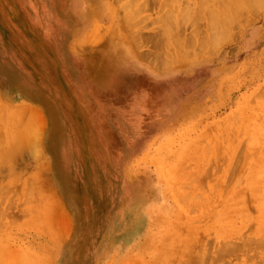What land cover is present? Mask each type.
Returning a JSON list of instances; mask_svg holds the SVG:
<instances>
[{
	"label": "rangeland",
	"instance_id": "374dc122",
	"mask_svg": "<svg viewBox=\"0 0 264 264\" xmlns=\"http://www.w3.org/2000/svg\"><path fill=\"white\" fill-rule=\"evenodd\" d=\"M12 1L0 0V119L13 124L0 125V183L27 173L17 182L36 190L1 195L0 264H219L226 243L244 251L231 264H264V0L217 45L211 0L127 1L125 39L114 10L128 4L52 0L32 47L12 36L25 30ZM101 54L116 68L98 80Z\"/></svg>",
	"mask_w": 264,
	"mask_h": 264
},
{
	"label": "bare ground",
	"instance_id": "6f19581e",
	"mask_svg": "<svg viewBox=\"0 0 264 264\" xmlns=\"http://www.w3.org/2000/svg\"><path fill=\"white\" fill-rule=\"evenodd\" d=\"M5 1H7V0H5ZM9 1V0H8ZM15 1V0H14ZM14 1H12V2H14ZM20 1V3H21V5L20 6H22V7H20V6H18L19 8V11H20V13H22V14H24V22H25V30L24 31H22V30H19V31H16L17 33H13L12 34V36L14 37V38H16L17 40H18V42H20L21 43V45L22 46H27V47H32L33 46V44H34V42H33V40L31 39L32 37H33V35L34 34H39V30H40V28H41V26H42V22H43V20H44V15H45V10H46V8H48V7H55L54 5H53V1L52 0H19ZM58 1H60V2H58V6L57 7H55V8H58V7H60V6H62L66 1L65 0H58ZM120 1H122V2H124V3H121L122 5H124V4H128V3H126L127 1H129V3H131V1L132 2H136V0H126V1H123V0H120ZM119 1V2H120ZM139 1V0H138ZM161 1V0H160ZM164 1V0H163ZM163 1H161V2H163ZM174 1V0H173ZM172 1V2H173ZM187 1H189V0H187ZM204 0H202V2H203ZM214 1V0H213ZM212 0L211 1H205L206 3L205 4H207V3H211V5L212 6H209V5H207V6H205L204 4V6L206 7V9L208 10V14H209V16L211 15V17H212V19H211V21H210V18H209V20H208V22L210 21V28H211V30H210V28L209 27H207V28H209V30L207 31V28L206 27H202V28H206V31H207V34H204L205 35V37L208 39V34H209V32L211 33V35H210V39H211V36L213 37L212 39V41H214L215 39L214 38H221V39H219V40H221V41H224V40H222V38H224V36L227 34V31H228V28H229V26H230V23L233 21L232 19H234V17H236L237 15H239V14H241L243 11H252V10H254V8H257V6L259 5V3H260V1L261 0H215L214 2H216V3H214ZM263 1V0H262ZM17 2V1H16ZM118 2V1H117ZM118 2V3H119ZM141 2V1H140ZM164 2H166V1H164ZM7 3V2H6ZM168 3H170V0H169V2ZM204 3V2H203ZM11 4V3H10ZM9 4V13H10V11L11 12H13V14L12 15H16V14H14V13H16L15 11H16V8H14L13 6H11ZM31 5V7L30 8H28V6L27 5ZM134 4V3H133ZM139 4L140 3H138L137 5H138V7H139ZM163 4V3H162ZM161 4V5H162ZM171 4V3H170ZM174 4V3H173ZM175 4H176V2H175ZM177 4H178V2H177ZM188 5H189V3H187ZM186 4V5H187ZM198 5L200 4V3H197ZM196 4V5H197ZM215 4H216V6H217V10H218V12H219V14H216L215 12H212V13H210V11L211 10H213L212 8H214V6H215ZM16 5H17V3H16ZM131 5L132 4H128V5H125V7H123L122 6V8L120 7V10H118L119 9V7H118V12L116 13V10H114L115 11V15L118 17V18H120L119 19V21L120 22H123V23H121V25H119V24H115L114 26H116L117 27V31H116V36L117 37H119V38H122V39H125V36H126V34L130 31V29H129V24L131 23L130 21H129V19L131 18L132 19V15H135V14H138L137 12H136V8H137V6H135L134 5V8L135 9H133L132 7H131ZM163 5H165V4H163ZM167 5H169V4H167ZM181 5V4H180ZM186 5H185V7H186ZM195 5V6H196ZM120 6V5H119ZM190 6V5H189ZM189 6H187V8H189ZM192 6V5H191ZM202 6V5H201ZM215 6V7H216ZM170 8H171V6H169ZM168 7V8H169ZM175 7L177 8L178 7V5L176 6L175 5ZM183 6H181V7H178V8H181V9H179L180 11L181 10H183V11H185L186 12V8L185 7H183ZM198 8H199V6H197ZM208 7H211L210 9L208 8ZM166 8V12H167V14H168V11L167 10H169V11H171L170 10V8L168 9L167 7H165ZM165 8H164V10H161V11H163V15H165ZM184 8H185V10H184ZM196 8V7H195ZM201 8V7H200ZM204 8V7H203ZM263 8V7H262ZM139 9V8H138ZM138 9H137V11H138ZM163 9V8H162ZM216 9H214L215 11H217ZM133 10H135V13L133 14ZM173 10V9H172ZM174 10H175V8H174ZM173 10V14H171V12L167 15V16H164L166 19H165V26H163V28L160 26V30H161V28L162 29H165L164 31H166L165 33L167 34V33H171L172 32V30L174 29L173 28V26H174V23H172L171 22V20L172 21H174V22H177V19L175 18V16H174V11ZM188 10V9H187ZM192 10H194V8L192 9ZM192 10H189V11H192ZM199 10H201V9H199ZM204 9H202L201 11H203ZM213 10V11H214ZM139 11H140V9H139ZM179 11V12H180ZM188 11V12H189ZM196 11V10H195ZM184 12V14H188V12L187 13H185ZM140 13V12H139ZM190 13L191 12H189V15H190ZM195 13V12H194ZM198 14H200L199 12H197ZM202 13H204V11L202 12ZM253 13V12H252ZM177 14H178V10H177ZM197 14V16H198V18H199V15ZM205 14H206V11H205ZM204 14V15H205ZM243 14H244V12H243ZM242 14V15H243ZM249 14V13H248ZM247 14V15H248ZM180 15H181V18H186V20H188L187 19V17H182L183 15L180 13ZM194 15V14H193ZM192 15V16H193ZM201 15V14H200ZM242 15H240V16H242ZM250 15H251V12H250ZM136 16V15H135ZM196 16V17H197ZM202 16V15H201ZM206 17L208 16V15H205ZM115 17V16H114ZM177 17V16H176ZM180 17V16H179ZM190 17V16H189ZM188 17V18H189ZM204 17V16H203ZM238 17V16H237ZM237 17L235 18V19H237ZM15 18V17H14ZM13 18V19H14ZM178 18V17H177ZM192 18V17H191ZM195 18V17H194ZM197 18V19H198ZM16 19V18H15ZM136 19H137V17H136ZM202 19V18H201ZM205 19H207V18H205ZM189 20H191V19H189ZM188 20V21H189ZM230 20H232L231 22H230ZM16 21V20H15ZM21 21V20H20ZM135 21V20H134ZM179 21V20H178ZM199 21V19L197 20V22ZM201 21V20H200ZM204 21V20H203ZM17 22V21H16ZM19 22V21H18ZM128 22H130V23H128ZM181 22H183V21H181ZM186 22V21H185ZM192 22H193V20H192ZM194 22H195V19H194ZM161 23V22H160ZM199 23V22H198ZM207 23V22H206ZM135 24H136V21H135ZM162 24V23H161ZM183 24V23H182ZM119 25V26H118ZM131 25L133 26V23L132 24H130V27H131ZM176 25V24H175ZM180 25H181V23H180ZM113 26V30L111 29V31L112 32H114L115 31V27ZM134 27V26H133ZM165 27V28H164ZM175 29H177L176 27H175ZM197 29V28H196ZM195 29V31H197ZM227 30V31H226ZM174 31L175 30H173V36L175 37V35H174ZM198 31H199V29H198ZM161 32V31H160ZM179 31H177V33H178ZM200 32V31H199ZM203 32V31H202ZM162 33V32H161ZM160 33V34H161ZM177 33H176V35H177ZM204 33H206V32H204ZM226 33V34H225ZM114 34V33H113ZM163 34V33H162ZM223 34H225V35H223ZM128 35V34H127ZM204 35H203V37H204ZM220 37H219V36ZM222 35H223V37H222ZM164 36H166L165 34H164ZM168 36H171V34L170 35H168ZM168 36H167V38H168ZM194 36H195V34H194ZM193 36V37H194ZM200 37H201V34L199 35ZM127 37V36H126ZM160 37V36H159ZM161 37H163V35L161 36ZM172 37V36H171ZM197 37V36H196ZM199 37V38H200ZM167 38H166V41H168L167 40ZM177 38V37H176ZM175 38V39H176ZM195 38V37H194ZM202 38V37H201ZM217 38V39H218ZM226 38V37H225ZM100 39V38H99ZM108 39V38H107ZM131 39V38H130ZM164 39H165V37H164ZM174 39V38H173ZM173 39H171V41L173 40ZM181 39V38H180ZM179 39V40H180ZM187 39V38H186ZM189 39V38H188ZM191 39V38H190ZM198 39V38H197ZM196 39V40H197ZM205 39V38H204ZM101 40V39H100ZM110 38H109V43H111L110 42ZM160 40V39H159ZM162 40V39H161ZM201 40H203V39H201ZM112 41V40H111ZM198 41H199V39H198ZM207 41H209V40H207ZM206 41V42H207ZM211 41V40H210ZM209 41V44L211 43H213L212 41L210 42ZM217 40H215L214 41V43L216 42ZM220 41V42H221ZM160 42V41H159ZM170 41H168V43H169ZM173 42V41H172ZM176 42V41H175ZM174 42V43H175ZM187 42V41H186ZM185 42V43H186ZM197 42V41H196ZM195 42V43H196ZM202 42V41H201ZM206 42H203V45H205L206 46ZM220 42H217L218 44H220ZM166 43V42H165ZM164 43V44H165ZM181 43H183L184 44V42H181ZM192 42H189V44H191ZM205 43V44H204ZM212 44V45H217L216 43L215 44ZM161 44V43H160ZM162 44H163V42H162ZM161 44V46H163ZM176 44V43H175ZM178 44V43H177ZM176 44V45H177ZM183 44H181V45H183ZM187 44V43H186ZM193 44V43H192ZM197 44V43H196ZM167 45V44H166ZM185 45V44H184ZM183 45V46H184ZM194 45V44H193ZM199 45V44H198ZM160 46V45H159ZM168 46V45H167ZM166 46V47H167ZM172 46V45H171ZM170 46V47H171ZM191 46V45H190ZM210 46V45H209ZM169 47V46H168ZM167 47V48H168ZM175 47V46H174ZM192 47V46H191ZM201 47V46H200ZM204 47V46H203ZM165 47L163 46V50H165L164 49ZM180 48V47H179ZM211 47H209V49H210ZM169 49V48H168ZM168 49H167V52H168ZM173 49V48H172ZM182 49H183V47H182ZM184 49H186V48H184ZM189 49V48H188ZM201 49V48H200ZM206 49V48H205ZM171 50V49H170ZM170 50H169V52H170ZM175 51V50H174ZM203 51V50H202ZM200 52V51H199ZM198 52V53H199ZM206 52H209V50L208 51H206ZM172 53L174 54V52L172 51ZM181 53V52H180ZM188 53V52H187ZM166 55H167V53H165ZM170 54V53H169ZM168 54V55H169ZM182 54V53H181ZM185 54V53H184ZM184 54H183V57H184ZM102 55V57H100L97 61H96V63L97 62H101V63H103V62H105V63H103V64H100V65H98V63H97V66L99 67V71H98V73H96L94 76H93V78H95L96 77V79H98V80H102L103 78H105V76L107 75V73L109 74L110 72H107V71H104V70H107V69H112V71H113V69H115L116 68V66L114 67V65L112 66V61L113 60H116V57H114V56H107V54H101ZM166 55H165V57H166ZM178 55V54H177ZM186 55V54H185ZM177 57H179V55L177 56ZM181 57V56H180ZM183 57H182V59H183ZM186 57H187V55H186ZM188 58V57H187ZM88 60H90L91 61V57L90 58H88L87 57V62H88ZM178 60H180V59H178ZM91 63V62H90ZM89 63V64H90ZM107 65H109V66H107ZM103 66V67H102ZM108 67H110V68H108ZM100 69H102V71H100ZM2 102V101H1ZM2 107V106H1ZM0 107V108H1ZM10 107V106H9ZM8 107V108H9ZM7 107L5 106V109H6ZM6 109V110H9V112H7L8 113V116H9V114L11 113L10 112V110H11V107H10V109ZM13 110V109H12ZM14 111V110H13ZM12 111V112H13ZM80 114V113H79ZM82 115V114H81ZM84 116V115H83ZM10 117H12V113H11V115H10ZM8 118V117H7ZM6 120H8V119H6ZM10 120V119H9ZM97 121V120H96ZM3 122H5L4 121V119L3 120H1L0 119V125L2 124V126L1 127H4L5 128V131H7L6 133H8L9 131H10V129H8L10 126V128H11V131H12V126H13V124L12 125H10L11 124V120L10 121H7V122H5L4 124V126H3ZM8 122H10V124H8ZM6 124L7 125H9V127L7 128L6 127ZM29 127H30V125H28ZM1 127H0V129H1ZM97 127V126H96ZM96 127H94V130L96 131L95 133H96V135L97 134H99L100 133V130L98 131V129L96 128ZM4 128H3V130L1 129V131H0V140L1 141H6V139H7V137H6V135H5V131H4ZM6 129H8V130H6ZM24 130L26 129V128H23ZM22 129V130H23ZM23 130V132L21 131V132H19L18 134L20 135V134H22V133H25V132H29V128H28V130L26 129L25 131ZM10 131V132H11ZM29 133H32V132H29ZM18 134H16L15 136L18 138ZM11 135V134H10ZM18 135V136H17ZM24 135H26V133L25 134H23L22 136L23 137H26V136H24ZM30 137V136H29ZM9 138V137H8ZM92 138H94V137H92ZM61 143H63V142H61ZM88 143H94V139H92L91 140V142H90V140H89V142ZM13 144V143H12ZM25 144V143H24ZM7 145H9V143H8V141H7V143L5 142H0V160H2L3 158H2V152H1V148H4V146L6 147V148H4V150L5 149H7ZM88 146H90V145H88ZM9 148H11V147H9ZM12 149V148H11ZM6 151H8V149L6 150ZM10 151V150H9ZM69 151V150H68ZM4 153V152H3ZM7 153V155H6V157L8 156V152H6ZM11 157H13V155L11 156ZM4 158H5V156H4ZM6 159V158H5ZM7 160V159H6ZM8 160H10L9 159V156H8ZM9 162V161H8ZM2 163H3V161H2ZM3 164H5V163H3ZM3 164H1V161H0V166L2 165L3 166ZM7 164V163H6ZM9 165V164H8ZM5 166V165H4ZM44 168V167H43ZM9 171V170H8ZM7 171V172H8ZM17 172V171H16ZM36 172V171H35ZM35 172H34V174H35ZM37 172H38V170H37ZM37 172H36V174H37ZM32 173V172H31ZM39 173V172H38ZM19 174V173H18ZM33 174V175H34ZM35 174V175H36ZM40 174V173H39ZM3 175V174H2ZM20 175V174H19ZM25 175H27V173L25 174ZM25 175H23L22 177H24ZM37 176V175H36ZM1 177H3V176H1ZM13 176H12V174L9 172V174L5 177V178H7V180L8 181H6L7 183H3V182H1L0 183V199H2V197H1V195L4 197L5 195H7L8 193H10L11 191H13V192H15V191H17V190H21V193H22V191H25V192H27L28 190H33V189H35L36 190V188H34V186H32V187H30V186H26L25 184L23 185L22 183L24 182H22V183H19V182H17V181H21V178L19 179V180H16V181H14V182H12V180L13 179H11ZM38 178L40 177L39 175L37 176ZM16 178V177H15ZM14 178V179H15ZM18 178H19V176H18ZM30 178H32V177H30L29 176V178H28V176H27V179H30ZM2 179V178H1ZM0 179V180H1ZM24 178H22V180H23ZM25 179H26V177H25ZM34 179H36V178H34ZM2 181V180H1ZM36 181V180H35ZM27 182V181H26ZM28 183V182H27ZM29 183H30V181H29ZM4 184V185H3ZM34 184H36V183H34ZM29 185V184H28ZM37 185V184H36ZM40 185V184H39ZM26 186V187H25ZM36 187V186H35ZM39 187V186H38ZM40 188V187H39ZM43 188V187H42ZM42 188H41V190H42ZM16 189V190H15ZM44 189V188H43ZM15 190V191H14ZM37 190H38V188H37ZM40 190V189H39ZM40 190V191H41ZM196 190V189H195ZM44 191V190H43ZM38 192V191H37ZM12 193V192H11ZM16 194V193H15ZM19 194V193H18ZM39 194H40V192H39ZM49 194V193H48ZM48 194H46V196L48 195ZM10 195V194H9ZM14 194H12V196H13ZM28 195V194H27ZM37 195V194H36ZM19 196H21V195H19ZM23 196V195H22ZM40 196V195H39ZM5 197H7V196H5ZM37 197V196H36ZM8 198V197H7ZM12 198V197H11ZM6 199V198H5ZM10 199V198H9ZM24 199V198H23ZM41 199V198H40ZM38 200V199H37ZM6 201H8L7 199H6ZM5 201V202H6ZM41 201V200H40ZM0 202H1V200H0ZM4 202V200H3V203H5ZM14 203H15V200L13 201ZM12 202V203H13ZM39 202V201H38ZM11 203V202H10ZM1 204H2V202H1ZM3 205V204H2ZM1 205V206H2ZM6 205H7V202H6ZM32 205V204H31ZM12 206V205H11ZM133 206V205H132ZM34 207V206H33ZM31 208V207H30ZM135 209V208H134ZM34 210V209H33ZM135 210H137V209H135ZM28 211V210H27ZM130 213V212H129ZM21 215H22V213H21ZM28 215H29V213H28ZM130 216H132V214L130 215ZM28 217V216H27ZM26 217V218H27ZM29 217H30V215H29ZM18 218V217H17ZM12 219H14V218H12ZM19 219V218H18ZM25 219V218H24ZM20 220V219H19ZM129 220H131L130 218H129ZM18 221V220H17ZM133 221V219L131 220V222ZM135 221V220H134ZM134 221L132 222V223H134ZM227 224H230V223H227ZM226 226V225H225ZM227 233H228V231H227ZM243 233V232H242ZM242 233H241V236H242ZM233 234V233H232ZM240 234V233H239ZM248 235H250V234H248ZM247 235V236H248ZM252 235V234H251ZM222 236V235H221ZM226 236H228V235H226ZM241 236H238V237H240V238H238V239H241ZM244 236V235H243ZM253 236V235H252ZM251 236V237H252ZM178 237V236H177ZM176 237V238H177ZM180 237V236H179ZM250 236H249V238H251ZM254 237V236H253ZM252 237V238H253ZM256 237H258V236H256ZM182 238V237H181ZM245 238V237H244ZM175 238H173V240H174ZM236 239V238H235ZM172 240V239H171ZM229 240V239H228ZM232 240H233V238H232ZM242 240H243V237H242ZM247 240V239H246ZM250 240V239H249ZM248 240V241H249ZM258 240H259V238H258ZM175 241V240H174ZM224 241V240H223ZM253 240H251V242H252ZM230 242H231V240H230ZM237 242V241H236ZM244 242V241H243ZM223 243V245H224V242H222ZM245 244H247L246 242H244ZM236 244V243H235ZM235 244L234 243H231V245H229L228 243H226L225 245V247L224 246H222V247H224V248H222L221 246L220 247H217V251H216V255H217V252L219 253L217 256L216 255H214V256H216L217 258H216V261H217V263H219V264H226V263H228V264H231L230 263V259H231V257H234V255L235 254H239L241 251H243V248L241 247V246H239V245H237V246H239L238 248L239 249H241L240 251L238 250V248H237V246H235ZM237 244H238V242H237ZM249 244H250V242L248 243V246H249ZM262 244H263V241H262ZM221 245V244H220ZM227 245H229V246H227ZM251 245L253 246V243H251ZM256 245V244H255ZM177 246H178V244H177ZM216 246H219V245H217L216 244ZM245 246V245H244ZM243 246V247H244ZM179 247V246H178ZM251 247V246H250ZM175 248H176V246H175ZM220 248V249H219ZM237 249V250H236ZM178 249H176V251H177ZM197 250V249H196ZM220 250V251H219ZM245 250V249H244ZM173 251V250H172ZM236 251H237V253H236ZM239 251V252H238ZM244 252V251H243ZM173 253H174V251H173ZM176 253V252H175ZM184 253V252H183ZM196 254H197V252H196ZM204 254V253H203ZM212 254V253H211ZM183 256V255H182ZM236 256V255H235ZM240 256V255H239ZM173 257H174V255H173ZM243 257H244V255H243ZM214 258V257H213ZM227 258H230L229 260L227 259ZM242 258V257H241ZM225 260H227V261H229V262H225ZM244 260H246V259H244ZM180 261V260H179ZM202 261V260H201ZM201 263V262H200ZM192 264H194V263H192ZM203 264V263H202Z\"/></svg>",
	"mask_w": 264,
	"mask_h": 264
}]
</instances>
